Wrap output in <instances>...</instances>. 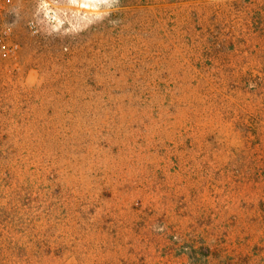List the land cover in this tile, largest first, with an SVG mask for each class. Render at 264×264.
<instances>
[{
	"label": "rangeland",
	"instance_id": "374dc122",
	"mask_svg": "<svg viewBox=\"0 0 264 264\" xmlns=\"http://www.w3.org/2000/svg\"><path fill=\"white\" fill-rule=\"evenodd\" d=\"M0 264H264V0L1 1Z\"/></svg>",
	"mask_w": 264,
	"mask_h": 264
},
{
	"label": "built area",
	"instance_id": "2783aa9c",
	"mask_svg": "<svg viewBox=\"0 0 264 264\" xmlns=\"http://www.w3.org/2000/svg\"><path fill=\"white\" fill-rule=\"evenodd\" d=\"M1 1H5V0H0V2H1Z\"/></svg>",
	"mask_w": 264,
	"mask_h": 264
}]
</instances>
